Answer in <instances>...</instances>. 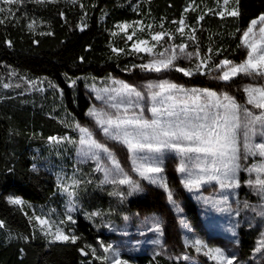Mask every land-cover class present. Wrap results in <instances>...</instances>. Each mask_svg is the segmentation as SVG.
<instances>
[{
	"label": "trees",
	"instance_id": "trees-1",
	"mask_svg": "<svg viewBox=\"0 0 264 264\" xmlns=\"http://www.w3.org/2000/svg\"><path fill=\"white\" fill-rule=\"evenodd\" d=\"M81 3L83 9L79 6ZM189 5L195 11H185ZM11 7L14 15L0 25V82L12 85L0 92V220L4 222V227H0V264H102L91 254L82 255L80 249L90 253L95 248L98 255H105L100 248L101 242L107 243L104 225H121L125 218L138 214H161L166 207L165 195L159 190L128 195L124 186L101 183L92 161L78 165L80 184L77 212L73 216L75 223L67 222L64 230L79 239L72 244L50 242L43 236L26 205L56 208L61 213L63 199L55 174L35 166V150L48 145L49 137L64 138L71 133L59 117L58 106L80 124H88L87 113L91 107L82 84L75 92L69 86V79L131 78L137 72L132 67L142 61L143 54L136 53L131 49L132 44L126 43L132 30L125 33L116 27L125 22L133 24V28L137 27L133 22H142L140 27H145V31H136L139 39L166 32L170 36L163 39L166 47L184 43L189 45L187 51H195L198 45L201 55L190 61L193 67L206 57H211L208 68H214L225 58L240 63L246 57V50L241 46L242 33L251 20L264 13V0H239L238 5L233 0L229 9L238 8L239 17L221 19L208 13L199 22L197 17L212 9L214 0H195V4L192 0H78L76 4L68 0L54 4L25 0ZM182 16L187 25L184 36L176 31L179 24L172 23ZM33 20L35 30L30 31L27 25ZM84 23L87 27L81 31L78 25ZM147 25L152 28L148 29ZM41 32L52 35H40ZM113 32L117 35L113 36ZM190 35L196 39L190 40ZM6 41H11V46ZM113 48L124 51L116 53ZM174 74L187 87L218 91L223 87L207 74ZM30 79L45 87L46 96L31 89ZM50 91L61 93L60 103L49 98ZM238 95L239 102L244 103V92L239 91ZM169 185L176 188L181 205H186V200L180 198L183 191L179 181L170 180ZM9 197L21 198L25 206L8 203ZM187 202L190 204L186 217L193 225L201 217V208ZM237 237L238 264L251 263L257 238L255 231L242 224ZM127 259L130 264H188L160 255Z\"/></svg>",
	"mask_w": 264,
	"mask_h": 264
},
{
	"label": "snow or ice",
	"instance_id": "snow-or-ice-1",
	"mask_svg": "<svg viewBox=\"0 0 264 264\" xmlns=\"http://www.w3.org/2000/svg\"><path fill=\"white\" fill-rule=\"evenodd\" d=\"M24 2L25 0H0V5L9 6H0V25L5 24L14 15L11 6ZM34 2L54 4L59 0H34ZM68 2L76 4L78 0H68ZM230 2L231 0H216L220 10L208 9L204 15L197 17V21H202L208 13L217 15L221 19L226 16L239 17L238 8L228 9L227 6ZM235 2L238 5L239 0H235ZM192 4H195V0H192ZM79 6L82 9L84 7L82 3ZM197 7L199 6L197 5ZM190 9L195 11L191 5L186 7L185 11ZM63 15L64 13L61 12V16ZM84 15L86 16L87 13ZM133 23L138 26L140 32L145 31V27H140L141 21ZM172 23L179 24L176 31L183 35L184 28L187 27L185 18L182 16L178 22L172 21ZM258 24L260 25L259 40L255 38L256 32L254 31ZM35 25L36 21L33 20L28 23L27 28L34 31ZM78 27L83 31L87 24L84 23ZM116 27L127 33L133 24L125 22ZM146 27L151 29L152 25ZM160 27L163 28V24ZM40 35H52V33L41 32ZM112 35L115 36L117 33L113 32ZM134 35H136L135 30L131 35H127V40H132ZM165 35H167L166 32H156L151 35V39L159 43ZM189 39L195 40L196 37L190 35ZM6 43L11 46V41H6ZM147 44V40L140 39L132 45V48L136 53L152 55V48L155 45L146 47ZM241 46L247 50V54L240 63L225 58L214 68H208L207 61L211 57H206L200 59V63L196 64L194 68L180 67L178 61H191L194 58H200L201 55L198 45L195 51H187L189 45L181 43L155 53L157 58L134 67L158 74L171 71L181 72L185 76L207 74L212 79L225 83L233 81L238 76L247 77L254 83L242 86L246 97L244 103L239 102L234 95L227 91L217 92L209 87L188 88L169 79L149 81L142 86V89L124 81L114 80L113 84L119 85V87L101 89L100 91L105 95L96 97L103 101L106 107L100 109L93 107L87 113L107 140L126 147L132 171L141 180H146L150 184L162 188L167 200L172 204L176 203L174 192L167 177L163 175L165 160L169 156L179 157L180 162L176 171L183 177L181 184L190 192L213 183L218 184L222 190L239 188L238 173L241 170L249 173L255 171L256 179L254 181L250 179L246 183L255 188L256 195L264 202V178L260 175L264 172V13L251 20L248 28L243 31ZM112 51L120 53L124 49L113 48ZM209 51L212 50L209 49ZM166 52H170L167 58H165ZM204 69H208V71L205 72ZM213 72H218L219 75H212ZM3 87L9 88L12 85L4 83ZM146 113L150 115H146ZM74 128L79 133L78 152L80 156L96 161V170L104 173V180L101 183L127 185L130 189L128 195L143 190L140 181L134 180L122 167L114 150L106 143L96 139L95 133L89 127L76 123ZM49 139L59 142L56 137H49ZM69 142L77 143L73 140H69ZM249 156L261 157V163L251 168L242 169L241 161L246 160ZM102 159L109 161L111 166L101 165ZM63 179L61 177L62 182ZM79 184L78 179L72 178L71 184L65 183L63 190L69 197H73L74 189ZM70 188L73 190L70 191ZM112 194L120 195V193ZM224 200L226 201L227 198L225 197ZM8 203L23 206L25 201L19 197H9ZM69 203L71 206L68 208V212L71 213L75 205L71 200ZM245 207H251V205L245 202ZM258 214L264 217V204L261 205ZM92 215H97V213H92ZM35 219L42 226L47 227L45 234L51 235L53 242L75 244L79 239L74 234H67L59 226L66 222L75 223L70 214L67 215L66 221L62 220L58 224L40 217ZM180 223L187 231H191L185 221L181 220ZM0 227H4L2 220H0ZM53 227H55V231H53ZM155 228L160 231L158 221ZM156 243H160V241H156ZM184 243L186 247L194 248L197 253L203 252L217 264H236L237 262V257L234 254L228 255L224 249L212 247L203 239L186 237ZM100 248L104 253H108L113 249V246L101 242ZM256 250H264V233L261 234V240L258 242ZM80 252L85 256L91 254L102 264H128V261L122 259L117 250H112L111 259L108 255H98L95 248H91L90 253L81 248ZM176 259L189 260L191 257L185 254Z\"/></svg>",
	"mask_w": 264,
	"mask_h": 264
},
{
	"label": "rangeland",
	"instance_id": "rangeland-1",
	"mask_svg": "<svg viewBox=\"0 0 264 264\" xmlns=\"http://www.w3.org/2000/svg\"><path fill=\"white\" fill-rule=\"evenodd\" d=\"M232 2L233 0H231L230 4L227 6L228 9ZM212 9H215L216 11L220 10L216 4V0H214V7ZM259 26L260 25L258 24L254 29L256 32L255 38L257 40H259ZM129 29L132 31L128 35H131L134 30H139L138 26ZM186 30L187 27L184 28L183 35H181L179 32L178 33L181 36H184L186 34ZM165 38H170V36L167 34L163 37V39ZM163 39L159 43L153 41L151 38L144 39L148 41L146 47H152L155 45V47L152 48L153 54L149 55L148 53H142V61L136 65L147 63L150 59L157 58L155 53L163 51L165 48L170 49L171 46L166 47L163 45ZM139 40V35L136 33V35L133 36V39L127 40L126 43H131L133 45ZM131 49H133L132 46ZM169 54L170 52H166L165 58H167ZM177 63L180 67L186 69L195 67H193L189 60H181ZM132 69H136L137 72L134 75H131V78H116L113 76L104 78L80 77L69 79L68 83L75 92H77L79 86L82 84V87L91 101L90 109L93 107L97 109L106 107L103 101L98 100L96 97L97 95H105L100 91L101 89L106 87H119V85L113 84L114 80L124 81L141 89L145 83L159 79H169L180 84L174 74L177 73V71L162 72L158 74L155 72L142 71L139 67H132ZM212 75H219V73L213 72ZM212 80L215 83L223 84V87L219 91L216 90L217 92L227 91L234 95L238 101V94L239 91H242V86L247 83H254V81H251L249 78L243 76H238L234 78L233 81L228 83L214 79ZM29 81L30 87L33 91L43 92V94L46 96L45 87H42L37 80L30 79ZM73 81L75 82L74 84L72 83ZM233 83L234 86L232 85ZM3 84L4 83L0 82L1 93L6 90V88L3 87ZM228 87L231 88L228 89ZM49 98L54 100V102L60 103L62 95L60 92L57 93L55 91H50ZM57 110L60 113L59 117L61 118L62 122L68 127L71 133L64 138L56 137L59 141L58 143L50 140L48 145H46L44 148L36 149L35 166L45 168L55 174L60 186V196L63 199V208L60 213V211L56 208L26 205L31 210V217L38 224L40 232L50 242H53V237L51 235L45 234L47 227L42 226L35 218L40 217L41 219L48 220L51 223L58 224L62 220L66 221L67 215L70 214L72 217L74 216V214L77 212V187L74 189L75 195L73 197H69V195L64 192L63 188L65 183L69 185L71 184L72 178L77 179L76 168L78 165L87 164L92 161L94 163V169L96 173L101 176L102 181L104 180V173L102 171L96 170L97 162L81 157L78 152L79 133L74 128V125L78 122L71 116V114L64 112L61 109V106H58ZM146 115L150 114L146 113ZM81 125L89 127L95 133L96 139L106 143L111 149H113L125 171L128 172V174L134 180L140 181L143 190L137 191L136 193H152L155 190H159L165 195L166 207H164L161 214H138L125 218L123 224L121 225L113 226L107 223L104 225L105 227L103 233L107 240L105 245H112V250L119 251L122 259L128 261L127 257H137L140 255H148L153 257L160 255L170 260L184 261L188 264H217L216 261L212 260L209 256L204 255L203 252L197 253L191 246L186 247L184 243L186 237L189 239H203L210 246L224 249L226 254H234L238 259L236 248L238 227L244 224L248 229L255 231L257 238L251 263L240 264H264V250H256L258 247V242L261 240V234L264 233V217L258 214L261 210V205L264 204V202H262L256 195L255 188L250 187L246 183L250 179L253 181L256 179L257 173L255 171L249 173L248 171L241 170L238 173V179L240 181L239 188L222 190L218 184L213 183L211 185H204L201 189L190 192L183 187L181 184L183 177L176 171V168L180 162L179 157L169 156L165 160V173L163 175L167 177L168 183L173 179L179 181L180 188L183 191V195L180 198L186 200V205H181V201L176 196V188L170 186L174 192V199L176 201L175 204H172L167 200L166 194L162 188H159L154 184H150L146 180H141L140 177L132 171V164L131 160L129 159V154L126 147L114 141L107 140L103 136L100 129L95 125L93 119L89 116L88 124ZM69 140L77 141V143H70ZM261 160L262 158L259 156H249L246 160L241 161L242 169L251 168L255 165H258L261 163ZM100 163L101 165H107L109 167L111 166L110 162L106 159H102ZM260 175L262 178H264V172H262ZM61 177L64 178L63 182ZM119 186H124L126 189H128V191H130L127 185ZM69 190L72 191L73 189L70 188ZM225 197L227 198L226 201L224 200ZM70 200L75 205L74 210L71 213L68 212V208L71 206L69 203ZM187 201L198 205L201 208V217L193 225L189 223V220L186 217L188 206L190 204H187ZM245 202L251 205V207H245ZM24 206L25 204L22 207ZM181 220L186 222L191 231H187L181 225ZM157 221L160 224V231H157L155 228ZM66 223L60 224L59 226L64 229V225ZM53 231H55V227H53ZM161 232L163 233L162 235ZM156 241H160V243H156ZM112 250H110L108 253H104L105 255H108L110 259L112 258ZM185 254L191 257V259H176L177 257H182ZM236 263L238 264L239 262L237 261ZM128 264H130L129 261Z\"/></svg>",
	"mask_w": 264,
	"mask_h": 264
}]
</instances>
